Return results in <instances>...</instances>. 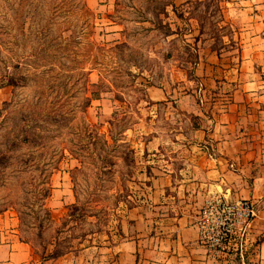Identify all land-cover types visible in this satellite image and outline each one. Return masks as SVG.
<instances>
[{"label":"rangeland","instance_id":"1","mask_svg":"<svg viewBox=\"0 0 264 264\" xmlns=\"http://www.w3.org/2000/svg\"><path fill=\"white\" fill-rule=\"evenodd\" d=\"M221 10L219 0H0V214H14L36 254L76 252L105 231L145 144L185 121L146 104L147 88L181 67L188 45L218 36ZM56 185L76 204L63 206Z\"/></svg>","mask_w":264,"mask_h":264},{"label":"crops","instance_id":"2","mask_svg":"<svg viewBox=\"0 0 264 264\" xmlns=\"http://www.w3.org/2000/svg\"><path fill=\"white\" fill-rule=\"evenodd\" d=\"M219 3L218 36L188 45L181 67L147 88L146 104L185 121L145 144L136 182L105 231L76 252L43 257L4 212L0 264H264V0ZM55 187L63 206L76 204ZM215 196L256 209L246 236L221 255L200 243L196 226Z\"/></svg>","mask_w":264,"mask_h":264},{"label":"built area","instance_id":"3","mask_svg":"<svg viewBox=\"0 0 264 264\" xmlns=\"http://www.w3.org/2000/svg\"><path fill=\"white\" fill-rule=\"evenodd\" d=\"M256 216L250 200L229 202L215 196L206 200L197 221L200 243L212 254L221 255L235 239H242Z\"/></svg>","mask_w":264,"mask_h":264},{"label":"trees","instance_id":"4","mask_svg":"<svg viewBox=\"0 0 264 264\" xmlns=\"http://www.w3.org/2000/svg\"><path fill=\"white\" fill-rule=\"evenodd\" d=\"M87 74H88V73H87ZM92 96H93V99L98 98V95H97V94H93Z\"/></svg>","mask_w":264,"mask_h":264}]
</instances>
